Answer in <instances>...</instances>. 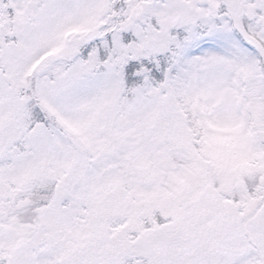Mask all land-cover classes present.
Masks as SVG:
<instances>
[{
	"label": "snow or ice",
	"instance_id": "6c2138e0",
	"mask_svg": "<svg viewBox=\"0 0 264 264\" xmlns=\"http://www.w3.org/2000/svg\"><path fill=\"white\" fill-rule=\"evenodd\" d=\"M0 264H264V0H0Z\"/></svg>",
	"mask_w": 264,
	"mask_h": 264
}]
</instances>
